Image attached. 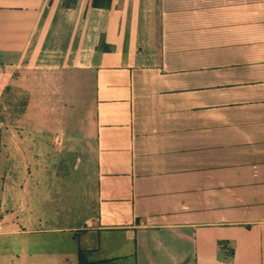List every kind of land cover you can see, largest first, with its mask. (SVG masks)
Instances as JSON below:
<instances>
[{
  "label": "crops",
  "instance_id": "crops-1",
  "mask_svg": "<svg viewBox=\"0 0 264 264\" xmlns=\"http://www.w3.org/2000/svg\"><path fill=\"white\" fill-rule=\"evenodd\" d=\"M63 1L0 0V101L19 69L91 76L96 197L47 229L0 198V236L68 232L101 264H264V0Z\"/></svg>",
  "mask_w": 264,
  "mask_h": 264
},
{
  "label": "rangeland",
  "instance_id": "rangeland-1",
  "mask_svg": "<svg viewBox=\"0 0 264 264\" xmlns=\"http://www.w3.org/2000/svg\"><path fill=\"white\" fill-rule=\"evenodd\" d=\"M11 85L0 101V198L18 226L78 227L96 197L93 78L19 69ZM71 237L0 236V264H75Z\"/></svg>",
  "mask_w": 264,
  "mask_h": 264
},
{
  "label": "trees",
  "instance_id": "trees-1",
  "mask_svg": "<svg viewBox=\"0 0 264 264\" xmlns=\"http://www.w3.org/2000/svg\"><path fill=\"white\" fill-rule=\"evenodd\" d=\"M77 0H64L62 3L63 7H74ZM112 0H91L90 6L95 8H109ZM75 264H101L94 261H90L89 254L83 250H77L75 257Z\"/></svg>",
  "mask_w": 264,
  "mask_h": 264
}]
</instances>
